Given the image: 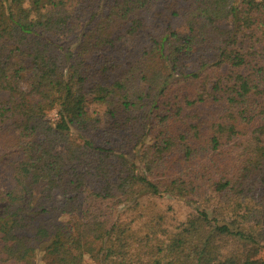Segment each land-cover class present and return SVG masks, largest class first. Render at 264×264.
Instances as JSON below:
<instances>
[{"label":"trees","instance_id":"obj_1","mask_svg":"<svg viewBox=\"0 0 264 264\" xmlns=\"http://www.w3.org/2000/svg\"><path fill=\"white\" fill-rule=\"evenodd\" d=\"M0 150V264H264V0H0Z\"/></svg>","mask_w":264,"mask_h":264},{"label":"rangeland","instance_id":"obj_2","mask_svg":"<svg viewBox=\"0 0 264 264\" xmlns=\"http://www.w3.org/2000/svg\"><path fill=\"white\" fill-rule=\"evenodd\" d=\"M246 43H248V41ZM48 115L51 120L56 117L54 110L49 111ZM141 147H143V145H139V148ZM6 160L7 157L4 156L3 151L0 150V175L2 181L12 185V179L10 178L11 170L9 169V165L7 164ZM39 188L40 187H38V189ZM38 189L36 190L37 192H39ZM139 203V205L142 207V210L135 214L137 215V220L134 225L136 229L141 230L144 229L146 225L145 222L147 220L152 221L154 218H157L160 220V222H162V228L174 230L180 222L186 220L189 213L194 211L195 207L193 203H189L185 199H181L173 195H168L167 193L146 194L141 198ZM134 211L135 210H131L128 207H124L121 209L120 214L130 218L128 216L132 217ZM263 227L264 226L262 225V228ZM162 228H159V230ZM263 251L264 250H261V254ZM37 253V260L39 263H43L42 252L38 250Z\"/></svg>","mask_w":264,"mask_h":264}]
</instances>
